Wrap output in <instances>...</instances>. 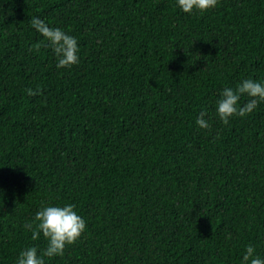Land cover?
I'll return each instance as SVG.
<instances>
[{"label":"trees","instance_id":"1","mask_svg":"<svg viewBox=\"0 0 264 264\" xmlns=\"http://www.w3.org/2000/svg\"><path fill=\"white\" fill-rule=\"evenodd\" d=\"M34 15L77 38L78 64L36 46ZM247 76L264 79V0L191 15L175 0H0V264L45 246L25 227L42 201L86 222L46 264L264 256V102L228 124L214 110Z\"/></svg>","mask_w":264,"mask_h":264},{"label":"clouds","instance_id":"2","mask_svg":"<svg viewBox=\"0 0 264 264\" xmlns=\"http://www.w3.org/2000/svg\"><path fill=\"white\" fill-rule=\"evenodd\" d=\"M217 4L218 0H175L179 11L189 15L204 14L214 9ZM29 23L42 36L36 46L51 48L57 69L70 68L79 63V45L75 36L61 27L50 26L39 16H32ZM38 91L39 89H26L28 95H34ZM243 96L249 99L241 103ZM260 102H264V79L247 76L235 85H225L219 90L214 102L215 115L221 123L228 124L233 117H244L251 113ZM207 115L208 109L201 108L195 124L200 128H210ZM6 191L0 187V204L7 198ZM25 227L31 231L32 240L42 237L46 243L43 248H38L35 244L22 248L16 256L15 264H46V260L64 255L66 245L73 244L85 231L86 222L71 202L61 204L42 201L33 219L27 221ZM239 264H264V256L256 251L255 245L248 243L240 255Z\"/></svg>","mask_w":264,"mask_h":264}]
</instances>
